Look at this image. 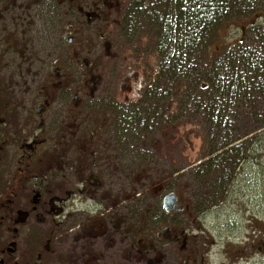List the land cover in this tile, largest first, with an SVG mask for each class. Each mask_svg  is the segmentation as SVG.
Listing matches in <instances>:
<instances>
[{
  "label": "flooded vegetation",
  "instance_id": "obj_1",
  "mask_svg": "<svg viewBox=\"0 0 264 264\" xmlns=\"http://www.w3.org/2000/svg\"><path fill=\"white\" fill-rule=\"evenodd\" d=\"M98 4L108 15L121 9L119 0H0V264H210V237L189 229L202 206L183 202L175 188L111 189V168L130 145L103 138L106 116H92L84 134L83 107L95 108L89 103L102 78L77 36L84 13L91 29L101 17ZM6 17L14 20L10 32ZM49 18L63 19L62 47L46 55L44 69L29 33L49 37ZM100 39L111 46L104 33ZM170 193L183 209H165ZM263 253L264 230L254 229L238 257L247 263Z\"/></svg>",
  "mask_w": 264,
  "mask_h": 264
},
{
  "label": "rangeland",
  "instance_id": "obj_2",
  "mask_svg": "<svg viewBox=\"0 0 264 264\" xmlns=\"http://www.w3.org/2000/svg\"><path fill=\"white\" fill-rule=\"evenodd\" d=\"M119 1L121 9L111 15L106 14L101 4H98L97 15L100 13L101 17L95 19L93 29L92 25L90 27L88 24L87 14L84 13V32L77 36L79 40L83 39L84 56L90 61H98L96 73L102 78L100 87L95 92V104L91 100L89 103L91 106L95 105V108H87L85 112L86 107H83L85 135H88L91 129L92 116L95 115L100 121L105 116L109 118L99 111L100 105L103 107L131 105L141 98L147 79L148 82L155 79L158 57L154 49L153 31L147 22L144 24L138 22L133 32L123 30L120 18L129 0ZM66 19L67 26L75 24L74 18ZM48 21L52 28L49 37L43 38L49 34L43 29L35 32L31 30L29 33L34 39L36 54L41 56V65L44 69H47L50 63L46 55H53L54 47H62L57 27L63 19L49 18ZM259 21L264 22L262 19ZM30 23L33 27L39 28L41 20L32 17ZM231 23L221 32V41L235 47L241 45L247 37L251 40L250 47L256 49V55L264 63V32L261 29L251 31V27H247L248 21L240 18H235ZM3 24L10 32L14 27V20L6 17ZM101 33H104L111 43L107 49L103 39H100ZM42 49L44 51L40 52ZM236 72L242 74L238 63ZM83 74L86 79L88 77L86 65ZM246 81H250L248 77ZM86 92L90 94V87H86ZM192 95H195L194 91ZM172 99L169 100L168 106L171 105L170 111L177 110L178 118L175 119V123L151 132L150 135L147 133L142 140L138 135L139 127L134 125L129 134L130 138L127 139L130 151L111 168L113 175L109 187L136 191L141 189L151 194L155 189L175 188L183 202L202 206L201 209L192 210L189 220L191 219L193 223L189 229L194 235L205 233L210 237V264H264V253L250 256L247 263L245 258L238 257L243 242L254 229L258 234L264 230V126L259 125L257 120L249 119L255 113L250 110L251 102L249 99L243 101L239 99L241 103L236 100L227 101L225 118L229 125L219 135L227 145L228 174L224 175L223 172L220 177L223 185L226 180L227 183L224 190L221 185V191L218 187L211 192L215 195L210 202L206 195H201L202 189L195 179L198 174H194L193 170L200 165L204 155L209 151L208 144H212L213 141L209 139V135L208 137L204 135L202 124L204 119L196 115L195 109L188 104L181 105L180 98L176 101ZM260 107L264 109V105ZM245 109L248 113L244 112ZM247 129L251 132L245 136ZM110 133L118 139H125L122 126L118 127L117 132ZM103 138L114 139L112 135ZM142 145L144 150L139 147ZM242 146L247 148L243 149ZM235 152L243 154L242 159L237 162L232 158ZM251 154L254 155V159H247ZM173 171L178 172L172 174ZM217 183L221 182L217 180ZM180 219L188 220V216L181 215Z\"/></svg>",
  "mask_w": 264,
  "mask_h": 264
},
{
  "label": "trees",
  "instance_id": "obj_3",
  "mask_svg": "<svg viewBox=\"0 0 264 264\" xmlns=\"http://www.w3.org/2000/svg\"><path fill=\"white\" fill-rule=\"evenodd\" d=\"M263 7L264 0H129L120 19L126 32H133L138 22L148 23L155 38L158 66L155 79H147L141 98L129 104L130 109L126 104L100 105L99 111L109 116L107 134L116 142H126L134 125L139 127L141 140L147 133L167 128L178 118L177 110L170 111L168 102L180 98L181 105L188 104L204 119V135L213 141L193 170L198 174L195 179L201 195L210 202L215 195L211 192L218 187L221 191V175L228 174V152L221 151L225 143L219 136L229 125L225 118L227 101L249 99L250 110L255 111L249 119L264 126V109L260 107L264 105V63L250 47V39L245 37L241 45L233 47L221 41V32L235 18L248 21L251 31L264 32V22L259 21L264 20ZM237 63L242 74L236 72ZM244 112L248 113L246 109ZM120 126L124 140L109 133L117 132ZM247 130L245 136L251 132ZM139 147L144 150L143 145ZM242 156L235 152L232 158L237 162Z\"/></svg>",
  "mask_w": 264,
  "mask_h": 264
},
{
  "label": "water",
  "instance_id": "obj_4",
  "mask_svg": "<svg viewBox=\"0 0 264 264\" xmlns=\"http://www.w3.org/2000/svg\"><path fill=\"white\" fill-rule=\"evenodd\" d=\"M164 206L167 211L181 210L183 209L182 204H178L177 195L175 193H170L164 199Z\"/></svg>",
  "mask_w": 264,
  "mask_h": 264
}]
</instances>
